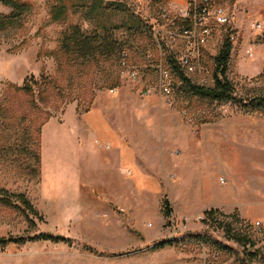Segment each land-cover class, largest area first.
<instances>
[{"label": "rangeland", "instance_id": "1", "mask_svg": "<svg viewBox=\"0 0 264 264\" xmlns=\"http://www.w3.org/2000/svg\"><path fill=\"white\" fill-rule=\"evenodd\" d=\"M22 1L27 6L18 11L0 0V15H11L0 24V187L25 193L39 214L0 203V236L64 239L0 245V264H164L177 254L204 264H264V108L248 105L264 98V33L251 25L264 23V10L236 23L235 40L216 28L200 69L185 75L212 87L215 58L229 40L233 103L195 94L176 71L171 93L162 92L160 67L183 43L155 0H100L95 11L83 0ZM218 1L233 12V0ZM56 3L68 6L65 22L51 20ZM73 24L123 40L137 78L111 90L96 67L77 76L79 66L58 51ZM31 78L45 80L44 101L36 87L35 95L15 87ZM94 89L90 110L78 113L77 100L86 105ZM120 146L128 151L124 164L118 154L104 163L110 159L102 153ZM211 208L217 211L208 216Z\"/></svg>", "mask_w": 264, "mask_h": 264}, {"label": "trees", "instance_id": "2", "mask_svg": "<svg viewBox=\"0 0 264 264\" xmlns=\"http://www.w3.org/2000/svg\"><path fill=\"white\" fill-rule=\"evenodd\" d=\"M5 4L14 5V7L21 11L24 6H27V2L22 0H1ZM89 0H83L81 5H87L90 7L92 11L98 9L101 5L100 0H91V2H87ZM75 4L73 3L72 6ZM20 13V12H19ZM50 17L51 20L54 22H65L68 16V6L66 4H53L50 9ZM9 20H11V15H0V24H6ZM231 43L229 40H226L220 49L218 55L215 58V72L214 78L215 83L212 87L205 88L204 86H199L196 84L190 83L191 81L185 77V74L180 70L175 59L170 58L167 65L171 69L172 72H177L180 76L179 80L183 83H188L191 87V90L197 95L205 96L211 98L213 100L229 102L232 101L233 103L236 102V97L233 95V87L231 82L226 78V71L228 68V61L230 57V50H231ZM58 51L62 54V59L64 58L66 62H68L71 66H76L79 68L77 69V73L79 77H82L83 69L92 66L98 68V71H102L106 73V84L108 85L109 89H114L121 85L122 77L121 71L123 69V61L125 60L127 54V49L125 47V43L123 40H120L118 37L114 36L112 33L107 32L104 30L101 33L98 32H88L83 30L79 25L73 24L70 25L68 29L63 31L62 37L60 39V43L58 46ZM60 58V57H59ZM62 59L59 60V67L62 65ZM108 62V67H105V63ZM119 69L114 70L112 67H117ZM111 68V69H110ZM91 69V68H90ZM89 70V69H87ZM116 72V73H115ZM93 73V71H90ZM87 74V73H86ZM25 79L21 86H15L18 90L25 91L27 93H31L35 95V89L38 90V95L41 101L43 100V91L45 80H34L33 78ZM96 85V84H95ZM98 88L102 89L101 86L97 84ZM96 89L91 92V98L87 102L86 105L82 104L80 101L77 100L76 110L78 113H85L90 110L95 96H96ZM70 100H74L73 98ZM239 102H241L239 100ZM249 106L252 108H264V98L261 96H256L252 98L250 102H248ZM51 117V116H50ZM48 117V118H50ZM47 118V119H48ZM35 161L37 164V168L35 169L36 172H39L40 168V140L36 142V149L34 153ZM16 200H14V198ZM167 200L165 203L167 204ZM0 203L4 205H19L24 210H28L30 213L38 215V211L33 206L31 201L28 199L25 193H12L9 190L0 187ZM217 209L211 208L206 210V214L208 216H212L215 214ZM165 215L170 214V209L166 206ZM28 215V213H27ZM64 237L62 235H51L47 233H39L34 235H6L0 236V245L5 246L10 243H18L24 244L27 241L33 240H52V241H60L63 240ZM167 244H172V241H160L154 245V247H162Z\"/></svg>", "mask_w": 264, "mask_h": 264}, {"label": "built area", "instance_id": "3", "mask_svg": "<svg viewBox=\"0 0 264 264\" xmlns=\"http://www.w3.org/2000/svg\"><path fill=\"white\" fill-rule=\"evenodd\" d=\"M229 9L227 4H220L217 0H191L176 10H171L166 5L162 6L163 18L168 20L171 27L178 28V33H171V36L182 40L183 48L174 59L185 75L200 69L204 48L216 28H223L231 41L237 38L238 26ZM251 25L261 35L264 33V23L261 19H256ZM247 52L251 53V49H247ZM126 60L125 58L123 61L124 70L121 71V77L137 78V71L130 68ZM171 76L169 66L166 68L162 64L160 88L165 94L171 93ZM96 142L101 148L110 147L109 144L100 143L98 140Z\"/></svg>", "mask_w": 264, "mask_h": 264}, {"label": "crops", "instance_id": "4", "mask_svg": "<svg viewBox=\"0 0 264 264\" xmlns=\"http://www.w3.org/2000/svg\"><path fill=\"white\" fill-rule=\"evenodd\" d=\"M134 1H142L144 3H148L150 0H134ZM155 1L159 2L162 5H166L171 10H176L178 7L186 5L191 0H155ZM232 5L234 7L233 8L234 10L232 13L234 15V19H235L236 23L241 21L245 17V15H248L247 13L252 14L256 10H257V13H260L264 10V0H233ZM262 15H263V13H262ZM101 114H102V111H101ZM98 123L103 125V127L101 128L102 132L112 135V133L109 131V129L104 125L103 121H100ZM99 124H98V127L100 128L101 126ZM96 127H97V125H96ZM112 136L114 139L111 142L115 143L116 138L114 137V135H112ZM107 141H109V140H107ZM120 149H122L120 152L116 151V153H114L112 150V151L107 152V153H102V155L105 154L104 156L109 157V159H110L112 157L115 158V156L118 154L119 160H121L120 162L123 165L124 164L123 161H126L124 159V155H127L128 151L127 150L125 151L123 146ZM102 160L106 164L114 161V159L113 160L110 159L109 161H106L104 159H102ZM132 165H133L132 167H135L139 170L138 164L134 163ZM202 166H203V168L205 167L204 163L202 164ZM217 198L218 197H214V200H217ZM210 204H212V203H210ZM164 264H204V263L200 259L192 256L191 254H189V258H187L183 254H177V255L169 258V259H166Z\"/></svg>", "mask_w": 264, "mask_h": 264}]
</instances>
